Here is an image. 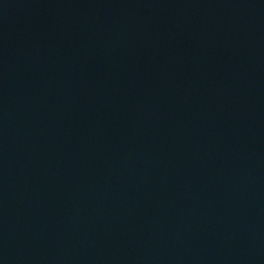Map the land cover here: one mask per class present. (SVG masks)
Wrapping results in <instances>:
<instances>
[{
  "label": "water",
  "instance_id": "water-1",
  "mask_svg": "<svg viewBox=\"0 0 264 264\" xmlns=\"http://www.w3.org/2000/svg\"><path fill=\"white\" fill-rule=\"evenodd\" d=\"M0 264H264V0H0Z\"/></svg>",
  "mask_w": 264,
  "mask_h": 264
}]
</instances>
